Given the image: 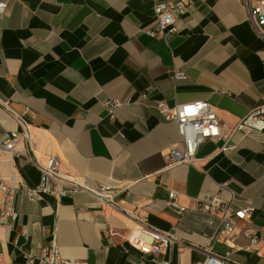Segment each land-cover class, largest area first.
<instances>
[{
	"label": "crops",
	"instance_id": "0c3cea01",
	"mask_svg": "<svg viewBox=\"0 0 264 264\" xmlns=\"http://www.w3.org/2000/svg\"><path fill=\"white\" fill-rule=\"evenodd\" d=\"M0 2V138L21 133L18 117L30 136L11 158L0 152V176L35 187L39 171L28 158L45 165L55 157L69 179L112 186L116 204L82 192L34 200L17 193L18 218L0 227L5 264L53 244L60 259L82 264H191L210 253L227 264H264V131L234 133L224 151L223 140L206 141L194 166L168 168L164 156L179 136L155 107L208 102L232 127L264 106V38L243 1L190 0L165 42L144 34L153 0ZM107 100L128 102L112 121ZM225 182L235 192L232 211L254 209L247 225L256 250L243 235L219 238L218 225L197 212V199ZM169 192L185 213L169 207ZM142 227L175 242L144 255L128 243Z\"/></svg>",
	"mask_w": 264,
	"mask_h": 264
},
{
	"label": "built area",
	"instance_id": "2783aa9c",
	"mask_svg": "<svg viewBox=\"0 0 264 264\" xmlns=\"http://www.w3.org/2000/svg\"><path fill=\"white\" fill-rule=\"evenodd\" d=\"M248 12L256 32L264 38V0H241ZM190 0H153V24L144 30V34L156 40L167 41L176 32V22L186 13ZM6 3L0 2V16L6 10ZM175 80H183L185 76L180 72L173 75ZM120 100H107L103 103L106 117L109 121L114 120L115 111L121 107ZM156 110L165 121H173L179 136V143L165 154L166 167L176 165H191L196 162L195 154L201 144L206 141L223 140L226 143L229 138L237 132H263L264 131V106L254 108L232 126L228 127L218 117L213 106L208 102H194L190 104L167 106L158 103ZM22 127L21 133H7L0 138V152L7 158L16 154L15 146L20 141L29 143L30 136L28 124L18 117ZM28 161L39 171V182L35 187L29 188L16 181L14 176L7 179L0 176V195L2 205L0 206V227L8 226L18 218L13 199L17 193H21L27 199L34 200L41 195L55 198L66 197L75 192L86 193L95 198L101 204L115 207L114 188L103 185L98 189H91L85 182H77L69 179L59 171V162L55 157H50L45 165H40L32 156ZM235 198V192L231 190L228 183L218 185V190L209 195H202L197 199V212L206 218L208 224L218 225V237L226 239L230 235H243L249 239V248L256 250L259 239L250 234L248 223H250L254 209L246 204L238 210H231V203ZM168 205L176 210L178 214L187 211L177 202L174 192L168 194ZM175 239L165 233L153 231L142 227L136 234L128 238L129 245L144 255H157L172 246ZM82 264L70 260H62L58 256V249L53 244L45 248L40 256L27 254L22 264ZM226 256L208 254L201 261L191 264H227ZM0 264H5L4 254L1 250L0 239ZM156 264H170V260L162 259Z\"/></svg>",
	"mask_w": 264,
	"mask_h": 264
}]
</instances>
